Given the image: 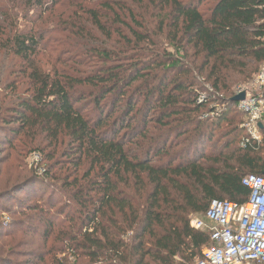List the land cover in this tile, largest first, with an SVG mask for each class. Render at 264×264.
<instances>
[{
    "label": "trees",
    "instance_id": "1",
    "mask_svg": "<svg viewBox=\"0 0 264 264\" xmlns=\"http://www.w3.org/2000/svg\"><path fill=\"white\" fill-rule=\"evenodd\" d=\"M131 2L168 11L173 53L157 48L147 60L115 56L95 76L59 77L35 64L39 40L14 32L6 48L29 70L27 91L10 99L0 132L8 143L29 139L30 148L50 161L45 177L59 166L57 150L65 142L88 163L65 194L75 204L69 220L79 221L80 241L73 238L69 246L74 255L77 247L92 264H193L209 234L192 229L189 216H203L212 200L243 205L249 190L242 179L264 177V125L259 147L239 149L244 115L229 90L249 82L264 64V0ZM114 4L105 1L102 16L111 14L144 42L134 11ZM23 5L42 10L46 0ZM89 17L106 33L98 12ZM201 79L212 95L197 103ZM88 100L87 111L82 104ZM219 102L222 111L211 117Z\"/></svg>",
    "mask_w": 264,
    "mask_h": 264
},
{
    "label": "rangeland",
    "instance_id": "2",
    "mask_svg": "<svg viewBox=\"0 0 264 264\" xmlns=\"http://www.w3.org/2000/svg\"><path fill=\"white\" fill-rule=\"evenodd\" d=\"M24 1L0 0V8L5 10L0 15V129L8 117L10 99L27 91L29 70L6 48L7 37L14 32L39 40L35 64L41 71L56 73L59 77L95 76L102 65L115 56L126 59L124 55H129L135 60H147L157 48L168 53L174 51L169 40L175 31L168 11L158 10L146 2L133 5L131 0H57L52 5V0H46L45 8L38 10L24 6ZM105 1L134 11L136 20L144 28V42L132 39L111 14L102 16L101 7ZM209 4L201 6L200 11L207 9ZM91 11L98 12L106 33L93 27L89 17ZM120 15L135 29L126 13L120 11ZM128 40H133L131 45ZM181 45L191 49L186 41ZM104 52L109 55L106 59ZM200 83L203 89L198 93L212 95L209 84L203 79ZM245 83L247 81L235 84L229 89L230 93ZM79 89L84 92L83 88ZM215 97L221 99L222 95ZM88 103L90 100L82 104L87 111L92 107ZM221 104L218 103V111L222 110ZM4 139L0 132V264H92L80 248H74L75 255L70 251L71 239L80 241L76 233L79 221L78 216L74 222L69 220L70 209L75 204L65 197L75 177H82L86 172L88 163L77 157L76 149L65 142L57 150L59 166L51 172L52 177H45L50 161L30 148L29 139L11 137L10 143ZM36 155L38 160L34 158ZM22 186L23 190H19ZM194 218L202 216H189V220ZM49 222H53L51 230Z\"/></svg>",
    "mask_w": 264,
    "mask_h": 264
},
{
    "label": "built area",
    "instance_id": "3",
    "mask_svg": "<svg viewBox=\"0 0 264 264\" xmlns=\"http://www.w3.org/2000/svg\"><path fill=\"white\" fill-rule=\"evenodd\" d=\"M209 91L212 93V89ZM240 93L245 96L236 103L244 115L238 147L257 148L262 141L259 126L264 125V64L249 82L237 87L233 97ZM207 96L199 93L197 103L205 102ZM214 108L211 117L222 111H218V105ZM34 158L39 159L37 155ZM241 185L249 190L243 205L212 200L202 218L190 220L192 229L209 234V245L196 264H264V177L248 175Z\"/></svg>",
    "mask_w": 264,
    "mask_h": 264
},
{
    "label": "water",
    "instance_id": "4",
    "mask_svg": "<svg viewBox=\"0 0 264 264\" xmlns=\"http://www.w3.org/2000/svg\"><path fill=\"white\" fill-rule=\"evenodd\" d=\"M244 96H245L244 93H240V94H238L237 96L233 97V98L231 99V101H232L233 103H238V102L244 100ZM259 128H262V126L260 125Z\"/></svg>",
    "mask_w": 264,
    "mask_h": 264
}]
</instances>
